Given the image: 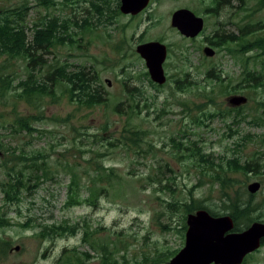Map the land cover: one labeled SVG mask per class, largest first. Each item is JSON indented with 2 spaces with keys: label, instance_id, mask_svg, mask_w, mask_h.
<instances>
[{
  "label": "rangeland",
  "instance_id": "rangeland-1",
  "mask_svg": "<svg viewBox=\"0 0 264 264\" xmlns=\"http://www.w3.org/2000/svg\"><path fill=\"white\" fill-rule=\"evenodd\" d=\"M24 2L31 7L26 18L30 37L35 22L43 17L82 21L90 6L84 0L76 3L56 0V5L49 6L38 0H0V9H13ZM198 2L151 0L137 15L121 12L112 23L105 20L92 31L73 27L80 42L58 44L44 54L43 59L48 64L66 63L71 66L70 70L81 66L87 70L97 69V83L103 85L109 96L108 105L87 107L71 101L63 94L62 86L54 87L55 99L35 96L28 101L19 95L23 90L19 83L27 77L26 61L0 55V73L14 79L13 88L0 100V214L10 221V225L0 228V237L10 242L7 254L0 256V264H56L67 255L81 258L88 255L90 260L86 264H102L105 259L102 246H109L120 264H168L175 256L173 252L183 248L186 231L183 233L184 212L171 211L167 203L174 201V197L185 202L194 195L204 198L206 204L217 211L220 205L216 209L213 203L220 202L222 197L219 187H212L206 181L199 185L200 168L190 162L182 165L175 158L171 138L186 134L189 137L186 141L198 140L206 152L214 154L217 162L224 156L226 160L238 158V162L243 163L264 152V126L257 125V117L264 113V85L252 87L253 83L245 81L243 75L248 67L262 74L259 82L264 83V44L247 45L257 36L264 37V26L259 29L255 25L264 21V8L253 15L249 12L251 7L245 10L239 27L229 24L224 27L219 22L222 18L207 20L204 32L197 38H184L171 26L172 13L181 7H199ZM243 26L248 29L241 35ZM217 29L241 35L229 47L239 49L246 45V52L235 55L228 51L227 45H212L215 55H206L203 49L211 45L208 39L215 40L216 35L222 34ZM151 40H159L169 49L164 62L167 82L159 84L157 89L151 85L150 75H145L146 71L149 73L148 68L136 51L138 44ZM184 57L188 58L186 63ZM214 66L227 83L240 88L237 93H220L218 107H232L229 97L241 94L248 98L243 105V115L235 118L234 113L228 119L204 117L197 109V104L204 101L197 95L196 87L186 91L176 88V78L182 77L178 71L185 70L190 80L199 79L202 83L207 79V71ZM134 86L142 91L139 115L129 113L131 109L126 114L113 112L114 104L119 102H122V111L128 109L129 93ZM129 114L134 116L133 123L150 131L149 139L161 148L157 153L135 155L116 140L121 138ZM197 117L204 123L198 124ZM21 118L34 129L21 128ZM144 147L148 148L147 144ZM25 157L33 160L26 161ZM34 160L45 161L50 169L39 181L33 173H37L35 168H29ZM167 162L174 168L176 177L164 167ZM65 165L79 172L84 186L83 202L75 206L66 205L71 174ZM101 165L104 171L98 170ZM157 167L164 172L161 178L165 188H161V183L147 182V177ZM111 168L116 175L110 182L107 178ZM21 169L27 175V186L18 193L20 201L7 203L1 185L9 184V175H20ZM235 178L245 179L242 174H236ZM253 181H260L261 189L244 196L252 195L255 204L263 205L264 173H250L245 188ZM95 188L99 192L96 202H86ZM59 225L76 226V232L51 238L41 235L49 227ZM240 226L244 228L246 224ZM16 246L20 249L15 250ZM244 264H264V246Z\"/></svg>",
  "mask_w": 264,
  "mask_h": 264
},
{
  "label": "trees",
  "instance_id": "trees-1",
  "mask_svg": "<svg viewBox=\"0 0 264 264\" xmlns=\"http://www.w3.org/2000/svg\"><path fill=\"white\" fill-rule=\"evenodd\" d=\"M40 4L49 6L56 5V0H38ZM66 2H74L80 0H63ZM89 3V11L87 15L80 20H73L70 17L60 18L57 16L48 17L45 16L38 22H35L32 28V37L28 34V25L26 24V18L28 15V10L31 8L28 2H24L20 6L13 9H1L0 12V55H8L9 58H23L26 61L27 77L21 80L19 87H22V93L19 94L28 101H32L33 97L43 98L45 96H51L54 99L57 98L56 91L54 87L62 86L63 94L65 93L71 101H77L81 105L87 107H92L95 105L105 104L108 105L110 98L106 96L103 85L98 84L99 73L97 69L87 70L85 67L81 66L78 69L70 70V65L66 63L61 64H48L46 60L43 59L44 54L50 53L51 48L58 44H73L80 42L75 36L77 32L73 31V27L83 29L84 31H92L97 25L103 24L105 20L109 23L114 21L115 16H119L120 11V1L119 0H84ZM264 0L261 2L263 7ZM109 18V20H107ZM93 19H96L94 21ZM247 31V30H246ZM259 39L260 46L264 44V37H257ZM235 40L232 38H221L218 39L217 46L224 47L227 45V49L230 53L238 54L245 53L247 48L234 49L230 46V43ZM249 41V40H247ZM250 42V43H249ZM247 45H256L255 41H249ZM262 44V45H261ZM185 63L188 61L187 57H184ZM2 71V70H1ZM181 74V78H176L175 85L180 91H186L196 87L197 95L203 97L204 101L201 104H197V109L201 111L204 117H221L223 119H228L234 116L235 118L239 115H243L242 111L244 106L239 107H218L217 97L221 95L220 93L232 94L240 92L238 86H232L230 83L226 82V79L217 72L216 67H212L207 71V79L202 83L199 79L190 80L189 73L185 70L178 71ZM41 76L38 77V76ZM145 75L148 77L149 73L146 71ZM244 80L252 82V87H258L264 85L263 82L259 80L263 77L262 74L255 73L254 70H250L248 67L243 71ZM13 77L9 74L0 73V100L2 97L7 95V93L13 88ZM152 86L156 89L160 88L159 85L155 84L151 79H149ZM17 87V86H16ZM127 87V85H126ZM140 97H142V91L138 86L133 87V92L129 93L128 109L122 111V102L114 104L115 113L126 114L128 110L129 113L139 115L140 111ZM184 105H187L184 103ZM220 106V105H219ZM129 114V118L125 123L123 130L121 131V138H116L122 145L127 146L130 150L134 152L135 155L145 156L150 151L152 153H157L161 148L157 146L156 143L149 139L150 131L142 129L133 123L134 116ZM259 126H264V113H261L257 117ZM21 128L27 130H33L27 120L21 118L19 120ZM198 124L204 123L201 117H197ZM236 132V130H234ZM189 137L184 134L179 136L177 134L175 137L171 138L173 142V147L175 152L173 155L175 158L184 165L186 162L193 163L196 167L201 169V178L199 180L200 184L203 185L202 181L210 184L212 187H219L222 192V197L219 199L220 202L213 203L214 207L206 204L204 198H196L194 195L189 196L185 202H180L174 197V201L167 203V207L171 211L184 212L183 216V233L187 230V214L194 212L198 209H206L213 215L229 214L235 219V229L243 230L240 225L246 224L247 227L252 221H262L264 222V204L258 205L253 201V196L245 197L244 194L248 193L245 188L246 179H249L250 173L252 172H263L264 173V152H261L252 159L245 160L243 163H239L240 160L235 158L233 160H226L223 156L222 159L217 162L213 153L206 152L203 146L199 145L198 140L196 141H186ZM111 145H118L115 142H111ZM147 144L148 148L144 147ZM158 149V150H157ZM226 160V164L223 160ZM24 160H33L29 157H25ZM239 161V162H238ZM164 167H168L171 172L176 173L174 168L168 165V162ZM29 168H35L36 179L39 181L43 178V175H47L50 172L49 166L44 161L40 163L36 160L29 166ZM67 171L70 172V182L67 185L68 196L66 205L75 206L83 202L81 191L83 189V184L81 181V176L78 171H76L73 166L65 165ZM98 170H105L104 166L101 165ZM114 169H110V174H108V181H112V176L114 174ZM41 172V173H39ZM164 172L160 167H157L154 173H150L147 177V182L149 184H162V174ZM19 174L9 175L11 177V182L9 184L2 183L1 189L5 194V201L7 203L20 201L18 193L21 189L27 186L26 174L23 173L22 169L19 170ZM236 174H242L245 179L235 178ZM100 175V173H98ZM13 177V178H12ZM36 186H39L37 184ZM167 187L162 184L161 188ZM104 190V189H103ZM235 192V193H233ZM232 193V194H231ZM99 195L97 188L91 190L89 198L86 199L88 203H95ZM1 210V208H0ZM260 214H256V213ZM10 225V221L4 219L0 214V228ZM68 232H76V226L59 225L51 226L41 233L45 238H51L56 234H65ZM86 236L89 237V232H86ZM94 247V243H91ZM10 242L3 240L0 237V256L7 254V249ZM264 246V242L262 247ZM109 246H102L101 249L104 253L102 264H120L119 259H117L112 250H109ZM176 252H173L176 254ZM87 255V254H86ZM63 259L65 261L63 262ZM90 260V256H85L81 258L79 256H64L60 258L59 262L56 264H86ZM148 260V259H147ZM62 261V262H61ZM160 261V260H159ZM124 262L126 260L124 259ZM246 262V261H245ZM147 264V263H145Z\"/></svg>",
  "mask_w": 264,
  "mask_h": 264
},
{
  "label": "water",
  "instance_id": "water-1",
  "mask_svg": "<svg viewBox=\"0 0 264 264\" xmlns=\"http://www.w3.org/2000/svg\"><path fill=\"white\" fill-rule=\"evenodd\" d=\"M151 0H120V11L124 14L137 15L145 10ZM1 12V9H0ZM204 18L197 16L188 8L173 12L171 26L187 38L197 37L204 29ZM137 53L145 60L151 80L163 85L167 81L164 62L168 56V46L151 40L137 45ZM203 52L214 56L216 51L206 45ZM109 84L111 81L107 79ZM233 107L247 103L248 98L241 94L229 97ZM261 189L260 181L247 185V190L254 194ZM187 230L183 248L168 264H242L245 257L258 250L264 241V222L255 221L242 231H233L235 224L231 216H214L206 209H199L187 215ZM16 246L15 250H19Z\"/></svg>",
  "mask_w": 264,
  "mask_h": 264
},
{
  "label": "flooded vegetation",
  "instance_id": "flooded-vegetation-1",
  "mask_svg": "<svg viewBox=\"0 0 264 264\" xmlns=\"http://www.w3.org/2000/svg\"><path fill=\"white\" fill-rule=\"evenodd\" d=\"M261 2H262V0H199V2H198V4H200L199 7L195 6L196 8L194 7V9H190L188 7H181V8H188V9L192 10L197 16L203 17L204 21H205V24H206L207 20L208 21L209 20L213 21V19H215L217 21V20H219V18H222V20H220L219 22H222L223 26L224 25H227V26L233 25V26L239 27L240 25L238 23L242 22L244 20L245 15H246L245 14V10H247L248 8L251 7L252 10L250 9L249 12L251 13L250 15H253L255 12H259L260 11ZM250 3H252V4L254 3V6H250ZM201 7H203V8H201ZM181 8H178V9H181ZM262 8H264V5H263ZM178 9H176V10H178ZM205 24H204V29H203L202 32H204V30H205ZM255 25H256L257 28L261 29L262 26H264V21L260 20ZM247 29L248 28H246L245 26L241 27L240 28L241 35L244 34L245 32H247L246 31ZM217 31L219 33H222L223 35L222 34L216 35V39L215 40L214 39H208L209 43L211 44L210 46L213 45V46L216 47L217 44H218V39H221V38L223 39V38H227L228 37V38H232V39H234V38H238L239 39L241 37V35L239 37L238 36H234L232 34V32H228V31L225 32V31H222V30L220 32L219 29H217ZM183 37L187 38L185 36H183ZM197 37H194V38H197ZM257 37L255 39V43H256L255 47L260 46V45H258L259 44V39H257ZM187 39H193V38H187ZM221 215H224V214H221ZM221 215H219V216H221ZM232 219H233L234 224H235V219L233 217H232ZM252 223H253V221L249 225H251ZM233 231H242V230H236L235 227H234ZM170 254H171V252H170ZM252 254L253 253L248 254L245 257L244 262Z\"/></svg>",
  "mask_w": 264,
  "mask_h": 264
}]
</instances>
